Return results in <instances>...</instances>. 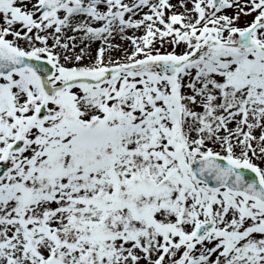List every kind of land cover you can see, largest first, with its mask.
<instances>
[{"label":"snow or ice","instance_id":"6c2138e0","mask_svg":"<svg viewBox=\"0 0 264 264\" xmlns=\"http://www.w3.org/2000/svg\"><path fill=\"white\" fill-rule=\"evenodd\" d=\"M0 264H264V0H0Z\"/></svg>","mask_w":264,"mask_h":264}]
</instances>
